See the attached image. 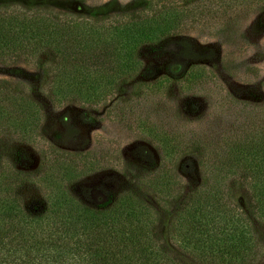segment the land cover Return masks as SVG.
Returning a JSON list of instances; mask_svg holds the SVG:
<instances>
[{
  "label": "trees",
  "instance_id": "trees-1",
  "mask_svg": "<svg viewBox=\"0 0 264 264\" xmlns=\"http://www.w3.org/2000/svg\"><path fill=\"white\" fill-rule=\"evenodd\" d=\"M255 5L264 6V0H202L159 9L150 2L142 14L94 18L0 2V64L27 61L42 70L52 101L88 107L112 97L120 80L141 74L145 46L163 44L187 23ZM177 44L183 58L193 55L187 42ZM192 74L198 83L207 78L203 69L193 67ZM228 117L231 122L215 135L207 128L174 131L172 140L157 136L172 159L187 146L196 148L203 178L173 217L166 239L158 213L135 189L74 196L72 183L99 167L88 155L59 152L36 181H0V264H253L264 227V104L241 105ZM40 122L39 106L1 81L0 133L29 142ZM150 166V189L161 195L175 189L170 162L152 160ZM32 186L42 194L37 210L24 204L21 193ZM240 190L247 192V208L237 204Z\"/></svg>",
  "mask_w": 264,
  "mask_h": 264
},
{
  "label": "rangeland",
  "instance_id": "rangeland-1",
  "mask_svg": "<svg viewBox=\"0 0 264 264\" xmlns=\"http://www.w3.org/2000/svg\"><path fill=\"white\" fill-rule=\"evenodd\" d=\"M5 1L100 18L142 14L150 2L157 9L166 4L186 8L202 0H0ZM215 19L187 23L163 44L145 46L140 51L141 74L120 80L112 97L88 107L75 101H52L42 70L27 61L0 64V82L26 94L41 113L29 142L20 141L14 133H0V181H36L50 157L59 152L88 155L99 167L72 183L74 196L82 198L86 192L92 198L94 192L99 197L135 189L158 213L159 232L166 239L173 217L203 178L196 148L186 145L172 159L162 151L157 136L172 140L174 131L207 128L215 135L226 121L231 122L230 111L264 104V6H249ZM178 41L187 42L193 52L190 58L181 56L184 49ZM193 67L207 75L201 84L192 76ZM152 160L159 166L170 162L178 183L175 189L161 195L149 188L146 180ZM37 187L21 191L24 204L32 210L43 206ZM235 195L237 204L247 208V192ZM259 228L260 254L253 264H264V227Z\"/></svg>",
  "mask_w": 264,
  "mask_h": 264
}]
</instances>
